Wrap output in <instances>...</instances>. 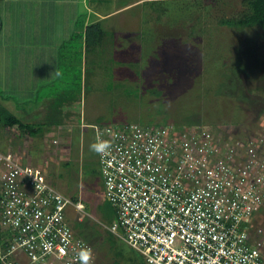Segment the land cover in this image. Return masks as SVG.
<instances>
[{
	"label": "rangeland",
	"instance_id": "obj_1",
	"mask_svg": "<svg viewBox=\"0 0 264 264\" xmlns=\"http://www.w3.org/2000/svg\"><path fill=\"white\" fill-rule=\"evenodd\" d=\"M141 1L133 0L135 4L125 9L133 11L135 17L130 24L128 20L119 23L116 36L110 39L116 47L114 54L99 57V65L86 64L84 86L77 79L81 72L76 56H63V48L60 62L67 58L68 67L63 61L61 77L42 81L36 88L29 87L31 81L19 83L21 87L14 83L12 87L0 68V110L12 112L27 123L40 125V120L51 126V131L38 136L0 125V153L10 152L39 164L58 190L81 202L83 223L80 224H93L94 231L99 233L91 248L90 264L146 263L120 239L112 240L117 255L103 240L107 230L101 223H108L113 212L103 196L97 155L89 151L95 138L93 129L86 123L96 126L128 121L185 124L202 118L205 121L202 119L201 123H206L216 116L219 123L214 126L225 130L228 136L243 132L247 136L264 137V26L220 23L221 19L241 13L244 9L241 0H177L178 6L184 3L193 6L184 10L188 19L177 18L172 22L174 15L161 16L170 23L153 17L145 21L143 10L150 9L152 13L151 3L158 0H144L140 6ZM85 2L89 5L99 2L103 7L100 10L106 11L111 9L114 0ZM14 7L12 0H0L1 51L7 50L4 40H13L18 32L11 27L6 35L4 30L7 19L17 14ZM171 8L180 12L175 6ZM125 14L120 12V17ZM220 62L227 67L220 66ZM6 63L9 68L13 59ZM209 63H216L215 72L207 69ZM237 63L241 67L238 70ZM71 85H77V99L67 98ZM233 85L239 96L232 90ZM223 87L225 94L220 93ZM220 103L239 109L241 121L234 125L228 112L218 115ZM235 114L233 111L232 115ZM72 217L69 214V221ZM256 221L264 224V207Z\"/></svg>",
	"mask_w": 264,
	"mask_h": 264
},
{
	"label": "built area",
	"instance_id": "obj_2",
	"mask_svg": "<svg viewBox=\"0 0 264 264\" xmlns=\"http://www.w3.org/2000/svg\"><path fill=\"white\" fill-rule=\"evenodd\" d=\"M94 129L95 141L112 145L97 155L115 215L102 226L146 264H264L263 136L228 139L205 123ZM0 164V264H81L91 247L68 219H83L81 202L38 164L10 152Z\"/></svg>",
	"mask_w": 264,
	"mask_h": 264
},
{
	"label": "crops",
	"instance_id": "obj_3",
	"mask_svg": "<svg viewBox=\"0 0 264 264\" xmlns=\"http://www.w3.org/2000/svg\"><path fill=\"white\" fill-rule=\"evenodd\" d=\"M12 2H15L17 14L12 16V19H7L4 30L6 35L11 27L18 32L13 40L9 41L8 38L4 40L7 50H0V68L4 70L5 78L11 81L12 87L14 83L21 87L19 83L22 85L23 81H31L33 83L29 87L36 88L42 81L61 77L63 61L64 66L68 65L67 58L60 62L62 48L63 56H76L75 61L80 63V80L84 86L86 64H91L92 67L99 65V57L114 54L116 47L110 39L116 36L119 23L128 20L130 24L131 19L135 17L133 11L125 10L135 4L133 0H114L111 9L106 11L100 10L103 7L99 6V2L96 5H89L85 0H12ZM142 2L144 0L140 6ZM120 12L128 16L125 14L126 18L123 15L120 17ZM90 23L97 24L104 31L103 38L109 42V50L112 49V52H109L108 48L102 52L101 48L95 45L86 50L84 28ZM5 25H8L7 28ZM104 52L107 54H103ZM11 59L13 63H10L8 68L6 62H11ZM59 110L62 111L61 108ZM48 131H51V128Z\"/></svg>",
	"mask_w": 264,
	"mask_h": 264
},
{
	"label": "trees",
	"instance_id": "obj_4",
	"mask_svg": "<svg viewBox=\"0 0 264 264\" xmlns=\"http://www.w3.org/2000/svg\"><path fill=\"white\" fill-rule=\"evenodd\" d=\"M181 1H184V0H181ZM185 1H188V0H185ZM175 2L177 3L178 1L177 0H158V1L152 2L151 3V8L154 9V11L152 13H151L150 9L147 10L146 8L145 9L143 8L144 9L143 10V17L145 18V21H146V19H148V17L149 18L153 17L154 19H159V18L161 19V16H163V17L167 16V18L168 17L171 18V16H173V15L175 16V19H171L172 22H174V21L176 22L177 18H178L179 21H181L182 19H188L189 18V17H187L188 14H185L184 10H186V11L189 10L188 8L192 7L193 5L190 6V5L184 3L183 5L181 4L180 6H178V5H176ZM179 2H180V0H179ZM240 2H241V4L244 7V9L241 11V13L238 16H236V17H226L224 19H221L220 23L221 24H225V25H229V26H237V27L253 26V25H262V26H264V0H241ZM172 6H175L176 9L179 8L180 12H178V10L174 11L171 8ZM203 6H204V4H203ZM181 10H183V12ZM161 20H164L163 22H165V23H170L166 18H163ZM0 29H1V22H0ZM104 34H105L104 31H102L98 27L97 24H95V23L87 24L85 26V28H84V41H85L86 50H89L90 48H92V45L99 46L101 48L102 52L105 51L106 48H108V50H109V42L104 40V38H103ZM111 45H112V43H111ZM110 51L112 52V50H109V52ZM215 52L218 53V51H215ZM68 57H70V56H68ZM113 59H114V57H113ZM137 63H138V61L135 64L138 65ZM79 64L80 63L77 61L76 65L79 66ZM234 65H236V63ZM207 66H208L207 69L209 71L211 70L213 72V69H214V72H215L216 63H213V64L209 63V64H207ZM220 66L227 67V64L220 62ZM230 66H232V65H230ZM237 66H238L237 70L239 68H241L239 66V64ZM141 69H143V68H141ZM237 70H235L234 72H230V73H235ZM79 71H80V67H79ZM231 75L229 74L228 76L231 77ZM65 78L67 79V77H65ZM77 79L80 81V77L79 76H78ZM72 87L74 88V91L72 90L73 89ZM68 88H69V90H68L67 98L68 99H74V98L77 99V97L75 95V92L77 90L76 89L77 85H75V86L71 85ZM233 89L235 90L234 91L235 93L237 92L235 95L239 96V91H237L234 88V85H233L232 90ZM225 90H226V88L223 87V90H221L220 93L225 94V92L223 93V91H225ZM219 106H220V108L219 107L217 108L216 113L219 115L221 113L224 114V112H228L231 115V119L233 120V121H231V124L235 125V124H237V123H239L241 121L240 120V111H239V109H233V106L231 108H229V105L226 106L225 103L224 104L220 103ZM233 111L237 112V114H235L234 116L232 115ZM202 119L204 120V118H202ZM202 119L201 120H195V123H185V124L186 125L200 124L201 122H203ZM38 122H40V125H34L32 123H27V122H24L21 119L17 118L15 115H13L11 112H9L7 110H0V125L7 126V127H16L20 131L25 132V133H27L29 135L39 134L38 136H43V135L46 134V132H48V130H50L51 126L48 125V123L46 121H45V124H42L43 122L40 121V120ZM52 122H54V119L52 120ZM128 122H134V121H128ZM128 122H124V123H128ZM165 122H171V121H164L162 123H165ZM232 122H234V123H232ZM124 123H117V124L108 123L106 125L119 126V125L124 124ZM137 123H140V122H137ZM216 123H219V120L216 118V116H214V118H211L210 121H206L205 124H207L214 132H219V131H220V133L224 132L225 130L218 129V128H216L214 126V124H216ZM85 125H87V127H90V128L93 129L94 138H95L94 126H96V125L95 124H88V123H86ZM101 125H104V124H100L99 126H101ZM210 125H212L213 127H211ZM245 134L246 133L240 132L237 135L229 136L228 139L242 137ZM102 192H103V190H102ZM73 201H76V200H73ZM112 212H113V209H112ZM114 216L115 215H114V212H113L112 219L108 223H101V226H102V224L108 225L111 221H113ZM82 221H83V219H81L80 221L72 220V228L74 230V233L78 237H80L83 241L88 243L90 245V247L92 248L96 244V237L99 236V233L94 231V229H93L94 225L93 224H88V225L85 224L83 226L82 224H80V223H83ZM2 233H3L2 230H0V240H1V237H2ZM105 233H106V236H104L103 240H105L107 242V244L109 246H111L113 253L115 255H117L115 253L117 251H115L113 249V247H112V245H113V241L112 240H116L117 237L113 233L108 231V230L105 231Z\"/></svg>",
	"mask_w": 264,
	"mask_h": 264
},
{
	"label": "clouds",
	"instance_id": "obj_5",
	"mask_svg": "<svg viewBox=\"0 0 264 264\" xmlns=\"http://www.w3.org/2000/svg\"><path fill=\"white\" fill-rule=\"evenodd\" d=\"M111 147L112 145L109 141H102L97 138L95 142L90 144L89 151L103 158L110 154ZM78 256L81 264H90V260L92 257L91 249H82L79 252Z\"/></svg>",
	"mask_w": 264,
	"mask_h": 264
}]
</instances>
